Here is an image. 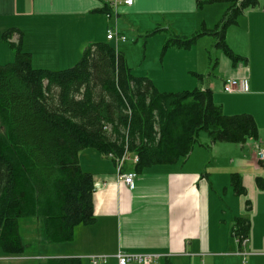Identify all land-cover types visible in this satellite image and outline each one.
I'll return each instance as SVG.
<instances>
[{
	"label": "crops",
	"instance_id": "obj_1",
	"mask_svg": "<svg viewBox=\"0 0 264 264\" xmlns=\"http://www.w3.org/2000/svg\"><path fill=\"white\" fill-rule=\"evenodd\" d=\"M229 5L226 0H134L132 5L116 0H0V65L15 57L4 39L10 29L14 42L22 31V47L31 53L32 64L36 55L45 57L33 66L60 70L75 65L96 41H109L121 51L120 41L107 38L111 26L124 35L136 31L159 41L168 34L187 36L203 26L215 27ZM205 36L210 35L196 44ZM225 42L241 59L235 62L217 47L219 78L201 87L213 90L214 102L226 114H251L257 138L212 142L208 134L210 142L200 141L186 159L139 171L129 159L125 170L137 172L134 187L120 182L113 158L85 148L79 163L94 174V220L75 225L68 240L45 243L38 227L32 236L38 219H25L21 230L34 247L19 255L0 247V257L9 264L55 257H79L95 264L92 255H106L96 264H118L117 253L125 250L162 253L154 264H264V160L257 155L258 145L264 144V0L242 10L227 28ZM176 69L135 74L150 77L161 91L187 90L172 87L181 82ZM227 79H246L249 90L226 91ZM235 173L244 193H237L232 184ZM238 217L249 219L247 234L236 231ZM240 236L247 237L245 245ZM61 243L71 250L41 252L43 245Z\"/></svg>",
	"mask_w": 264,
	"mask_h": 264
},
{
	"label": "trees",
	"instance_id": "obj_2",
	"mask_svg": "<svg viewBox=\"0 0 264 264\" xmlns=\"http://www.w3.org/2000/svg\"><path fill=\"white\" fill-rule=\"evenodd\" d=\"M226 1L230 5L215 27L173 34L165 46L190 48L212 35L233 61L241 59L225 42L226 30L259 0ZM13 32L4 39L14 60L0 65V247L6 254L34 247L21 230L25 219H38L45 243L68 240L75 225L94 220V174L79 163L85 148L121 155L128 147L139 156V171L186 159L201 144L202 131L212 142L244 143L258 136L254 117L226 114L211 88L161 91L150 77L133 73L109 41L89 44L75 65L55 70L34 67L22 31L18 42L11 40ZM232 184L245 192L236 173ZM249 227V219H236L237 232L247 234ZM40 264L85 263L55 257Z\"/></svg>",
	"mask_w": 264,
	"mask_h": 264
},
{
	"label": "rangeland",
	"instance_id": "obj_3",
	"mask_svg": "<svg viewBox=\"0 0 264 264\" xmlns=\"http://www.w3.org/2000/svg\"><path fill=\"white\" fill-rule=\"evenodd\" d=\"M200 29H198V31ZM125 35L127 36V40L120 41L121 43L118 46H120L121 51L124 53L129 66L132 67L133 73H146L147 71L156 72L159 68H170L173 66L175 69L177 68L176 70L180 71L181 82L179 85H172V87L178 88V86H182L183 89H193L196 86L202 85L208 86L210 80L219 78L217 77L215 69L219 50L217 45L214 44V37L211 35L205 36V40H201L198 44H196V42L190 48H178L177 46L166 47L167 40L171 36L173 37L172 34H168L167 39L164 38V40L159 41L152 35L137 33L136 31L126 32ZM44 58L43 55H36L33 64L38 63L39 60H44ZM50 59L54 60L55 58L50 57ZM162 64L164 66H162ZM208 137L207 131H202L200 133L201 142H207ZM32 226L35 230L38 224L34 222ZM34 233H36V230L33 231L32 236ZM41 247V252L43 253L55 251L69 252L71 250L69 244L62 243L46 244ZM9 263L10 262L0 257V264ZM39 263V259H31L30 261H23L19 264Z\"/></svg>",
	"mask_w": 264,
	"mask_h": 264
},
{
	"label": "built area",
	"instance_id": "obj_4",
	"mask_svg": "<svg viewBox=\"0 0 264 264\" xmlns=\"http://www.w3.org/2000/svg\"><path fill=\"white\" fill-rule=\"evenodd\" d=\"M123 2L125 5H132L134 3V0H116V3ZM110 16V15H109ZM107 38L110 40H115L116 42L119 41H125L127 40V36L122 34L120 30L117 28V26L109 27L107 32ZM225 90L226 91H243L246 92L249 90V84L246 79H227L225 82ZM105 128H108V126H105ZM131 152L128 150V147H126V151L121 154H115L114 152H110L107 155L111 158H113L116 162L117 171H118V177L120 182H123L127 184L130 187H134L135 185V177L137 175V172L135 171H126L125 170V163L131 159L134 164H137L139 162V156L134 155L131 156ZM257 155L259 159L264 160V144H260L257 147ZM245 245L248 241L247 237L240 236L239 238ZM241 253L244 255L246 254V251H241ZM162 256V253H155V252H132V251H125L120 250L117 253L118 258V264H154L156 263L160 257ZM106 255H92L91 260L96 264L98 261L106 260Z\"/></svg>",
	"mask_w": 264,
	"mask_h": 264
}]
</instances>
